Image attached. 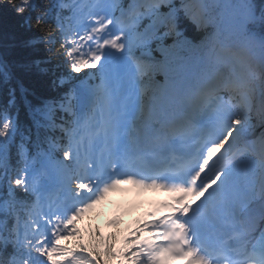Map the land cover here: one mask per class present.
Instances as JSON below:
<instances>
[{
  "label": "snow or ice",
  "instance_id": "snow-or-ice-1",
  "mask_svg": "<svg viewBox=\"0 0 264 264\" xmlns=\"http://www.w3.org/2000/svg\"><path fill=\"white\" fill-rule=\"evenodd\" d=\"M0 18V264H264V0H0ZM123 185L168 199L123 247L85 243Z\"/></svg>",
  "mask_w": 264,
  "mask_h": 264
},
{
  "label": "trees",
  "instance_id": "trees-1",
  "mask_svg": "<svg viewBox=\"0 0 264 264\" xmlns=\"http://www.w3.org/2000/svg\"><path fill=\"white\" fill-rule=\"evenodd\" d=\"M4 30H5L4 21H3L2 18H0V51H3V45L5 43H7V38L4 36ZM17 55H19V53H17ZM39 55L43 56V55H45V53L43 51H41L39 53ZM25 82L29 86L32 85V81L31 80H26ZM19 120H20L21 124H26L28 122L27 114H26V112L24 110L22 102H20Z\"/></svg>",
  "mask_w": 264,
  "mask_h": 264
},
{
  "label": "rangeland",
  "instance_id": "rangeland-1",
  "mask_svg": "<svg viewBox=\"0 0 264 264\" xmlns=\"http://www.w3.org/2000/svg\"><path fill=\"white\" fill-rule=\"evenodd\" d=\"M98 221H101V222H102V218L100 217V218L98 219Z\"/></svg>",
  "mask_w": 264,
  "mask_h": 264
}]
</instances>
